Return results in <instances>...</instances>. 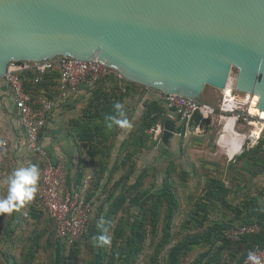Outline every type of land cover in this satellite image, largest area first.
I'll list each match as a JSON object with an SVG mask.
<instances>
[{"label":"water","instance_id":"1","mask_svg":"<svg viewBox=\"0 0 264 264\" xmlns=\"http://www.w3.org/2000/svg\"><path fill=\"white\" fill-rule=\"evenodd\" d=\"M58 56L193 100L236 69L235 89L264 111V0H0V78L12 61ZM211 123L199 111L188 121Z\"/></svg>","mask_w":264,"mask_h":264},{"label":"rangeland","instance_id":"2","mask_svg":"<svg viewBox=\"0 0 264 264\" xmlns=\"http://www.w3.org/2000/svg\"><path fill=\"white\" fill-rule=\"evenodd\" d=\"M233 72L236 74L237 70L234 69ZM111 75L120 77L115 71ZM107 85H110V81H107ZM206 88L201 101L218 106L221 100V90L210 92L211 86L207 85ZM238 93L241 96L244 95L243 92L238 91ZM90 94V89L85 88L84 92L60 101L69 104L73 114L72 119H77L83 115V109L87 106ZM132 94L125 100L130 101L128 103L133 109L130 117L132 121L128 123L129 126H120L115 135L100 145L104 149V154L100 158L98 157L97 161L89 157L88 146L84 143L76 144L80 150V157L76 159L68 157L67 149H65L66 153L63 152L64 154L61 156L67 177L75 178L81 170L94 174V214L91 225L99 218L104 219L103 215L107 212L110 203L107 201L109 190L120 179L126 167L122 165L124 168L112 171L114 164L118 160L120 163L124 159L126 160V153L134 148L136 141H140V146L137 147L133 161H135L137 173L144 171L143 189H147L155 183V187L160 188L166 178L178 199L179 206L174 214L171 230V246L181 245L191 233L202 232L208 225L218 221L224 223L235 220L236 227H238L247 218V215L257 210L252 201L264 211V171L258 172L260 167L264 166V161L257 158L251 159L248 154L244 156L245 152L258 145L246 149L233 158L230 157L222 151L217 143L222 130V124L218 120L212 121L209 128L204 127L200 130L194 128L181 130L184 123L177 121L176 126H179L180 129L176 130L174 134L171 132L172 128L166 132L165 125L158 135L152 129L143 131L141 117L145 109L144 103L149 101V94L146 93V88ZM0 101L11 100L7 97ZM1 109L0 107V198L6 195L5 179L15 169L35 165L37 160L26 146L25 135L14 134L12 137L9 133L7 128L9 122L16 128L20 125L15 113L8 110L11 117H7L10 120L5 119ZM6 109H8L7 106ZM179 130L182 131V135L176 134ZM75 143L77 142L75 141ZM233 152L231 151L230 155ZM99 162L104 165L105 170L100 171ZM110 176L113 179L109 183ZM107 182L109 183L108 190L104 191ZM96 184L97 186H95ZM120 189L121 186H118L116 191L119 192ZM36 199L37 192L32 201L25 202L11 214H4V219L0 221V264H8V254L20 263L21 253L31 248L35 239L43 232L45 236L40 240L41 248L36 255L34 264H52V249H46L44 244L54 227L46 214L42 213L38 219L32 216L34 211H40ZM205 205L209 214L207 221L203 217L204 211L201 208ZM101 207L104 209L101 210ZM238 208H241L242 212L238 213ZM164 214L163 210L160 213L161 223ZM107 235L111 237L112 232H108ZM161 237V228L157 236H147L144 250L138 258L137 264H149ZM11 239H13L12 245L7 243ZM97 242V238H94L93 241L89 239L82 243L79 253L80 264L88 263L93 259L98 249ZM221 243L222 241H219L217 246ZM170 245L162 249L159 258L160 264L167 263ZM206 249L208 247L202 245L193 246L188 255L181 258L180 264L191 263ZM235 250V247L232 246L228 251H225L221 264H235L236 259L231 257V252Z\"/></svg>","mask_w":264,"mask_h":264},{"label":"trees","instance_id":"3","mask_svg":"<svg viewBox=\"0 0 264 264\" xmlns=\"http://www.w3.org/2000/svg\"><path fill=\"white\" fill-rule=\"evenodd\" d=\"M37 77L38 73L34 69H26L21 72V78L23 79L26 91L34 97L46 96L57 102L59 100L60 69L55 67L48 70L41 75V79L38 81L36 80ZM121 79L125 80L122 77L110 74L105 79L96 82L93 87L84 85V88H89L91 91L87 106L83 109V115L77 119H72L69 124V131L77 144L84 143L87 145L88 155L95 161L104 154V149H102L100 145H103L109 137L115 135L116 130L121 126L113 124V126L109 128L107 126L109 121L105 119L108 115H116L113 107L116 102H120L123 105V111L125 112L124 117L118 118L121 120L126 119L128 123L132 121L130 117L132 116L133 109L128 103L130 101L125 100L129 95L133 94L128 86L125 87L123 84L119 83ZM107 81H110V85H107ZM129 82L138 84L131 81ZM141 87L145 86L141 85ZM144 107V113L141 117L143 131L149 129L151 131L157 124H161L162 127L165 125L167 129L172 128L175 132L180 129L179 126H176L177 120L168 118L167 110L160 98H151L144 103ZM182 125L181 130L186 128L185 124ZM181 130L179 131L181 132ZM138 146H140V141H136L134 143V148L126 153V160L124 159L121 163L118 160L114 164L112 171H116L124 165L126 167L120 179L116 182L114 187L112 186L109 190L107 201L110 203L107 212L103 215L104 219L99 218V220H95L92 225L89 226L84 237L72 243L66 239L56 238L55 229L53 228V231L47 238V242L44 244L46 249H52V264H80L79 253L82 243H85L89 239L93 241L94 238H97L98 249L93 259L83 264H137V260L144 250L147 236H157L161 228L162 237L156 245L154 254L149 262V264H160L159 258L162 253L161 251L164 247L170 245L172 239V224L179 203L170 182L167 181L166 178L160 185V188H156L155 183L147 189H143L144 171L137 173L135 161H133V156ZM247 154L251 159L257 158L264 161V149L261 144L253 149H249L244 153V156ZM99 164L100 171L105 170L104 165L100 162ZM35 165H37V160L35 161ZM263 171L264 166L260 167L258 172ZM86 173L89 172L81 170L78 175L76 174L75 179L81 181ZM92 175L93 180L87 193V200L91 201L93 204L94 174L92 173ZM68 179L72 180L74 178L68 177ZM112 179V176H110L108 182L110 183ZM108 182L105 184L104 191L108 190ZM38 185L39 181L37 189ZM95 186H97V184ZM118 186H121L119 192L116 191ZM36 201L40 207V211H34L32 216L38 219L42 216V213H44L48 216V219L53 225L51 217L48 215L45 208L38 202V196ZM252 203L254 207H257V210L247 215V218H245L238 227H236L237 223L235 220L224 223L218 221L208 225L202 232L191 233V235L184 239L181 245H170L171 248L168 251L167 263L164 264H180L181 258L187 256L193 246L199 245L208 247V249L201 252L197 258L189 264H221L224 252L228 251L232 246L236 249L231 252V257L236 259L235 264H243L249 251H252L257 246L264 249V211L259 209L254 201H252ZM205 207L206 205L201 206L204 211L203 217H205V221H207L209 214ZM103 209L104 208L101 207V210ZM163 210L165 214L161 223L160 213ZM237 212H242V209L238 208ZM3 219L4 215H0V221ZM253 224H257L261 227L259 233L243 234L238 240H231L225 234L226 230L230 228H239ZM108 232H112L111 237H108ZM44 236V232L40 233L35 239L33 246L21 253L22 259L20 263L16 261L13 256L8 254V264H34L36 255L41 248L40 240ZM101 237H105L107 243H103L100 239ZM219 241H222V243L217 246ZM7 243L12 245L13 239Z\"/></svg>","mask_w":264,"mask_h":264},{"label":"built area","instance_id":"4","mask_svg":"<svg viewBox=\"0 0 264 264\" xmlns=\"http://www.w3.org/2000/svg\"><path fill=\"white\" fill-rule=\"evenodd\" d=\"M55 67H58L61 72L60 100L76 95L81 86L93 87L96 82L105 79L115 70L98 59L82 60L69 56H58L55 59L42 61H12L3 77L12 91L15 107L20 114L26 146L37 157V166L40 171L37 189L38 202L51 217L56 238L66 239L72 243L81 240L91 225L93 204L87 200V193L91 187L93 175L90 172L86 173L81 181H77L75 178L68 179L62 157H53L40 137V132L46 125L57 102L46 96H32L26 91L21 78L22 71L34 69L38 73L36 79L38 81L41 79V75ZM118 75L120 76L119 73ZM235 79L236 74L232 73L228 82L229 87L221 90V100L218 106L179 94L156 91L163 101L168 118L184 123L186 129H201L199 125L194 127L188 125V121L195 111L205 114V117H211L212 121L218 120L222 124L217 141L218 146L233 158L256 145L261 144L264 149V119L259 114L258 103H254L250 93H244L242 96L238 93L235 89ZM252 105L257 107L256 113L251 111ZM231 119L233 124L230 131L234 136L227 130V124ZM152 130L155 133H160L162 125L157 124ZM176 134L182 135V131ZM234 139L241 142L230 155V151H232L230 144ZM260 231L261 227L253 224L230 228L225 234L232 240H238L243 234L259 233ZM251 252L264 261V249L257 246ZM243 264H251L248 256Z\"/></svg>","mask_w":264,"mask_h":264},{"label":"crops","instance_id":"5","mask_svg":"<svg viewBox=\"0 0 264 264\" xmlns=\"http://www.w3.org/2000/svg\"><path fill=\"white\" fill-rule=\"evenodd\" d=\"M119 83L123 84L125 87H129L130 91L132 93H136L138 91L143 90V88H146V93L149 94L148 98L149 100L151 98L159 99V94L155 89L152 88H147V87H141L139 84H132L128 80H119ZM209 86V85H208ZM210 89V92H216L217 88L212 87ZM207 88L205 87L203 94ZM125 90V88H124ZM85 91L84 86L80 87L79 92L76 94H80L81 92ZM202 94V95H203ZM75 95V96H76ZM11 101H0V107L2 108L1 111H3V117L5 119H9L11 115L9 114V111H12L15 113L16 118L18 119V122L20 123L19 127H13L12 123L9 122L7 125V128L9 129V133L11 136L14 134H20V135H25V132L22 127V123L20 120V114L17 111L15 107V102H14V97L12 94V91L10 88L7 86V84L4 81V78H0V99L4 100L7 98ZM220 97H221V91H220ZM206 102V101H205ZM211 105H214L210 102H208ZM6 106L8 109H6ZM216 106V105H214ZM9 116V118H7ZM73 117V114L70 111L69 104L66 103L65 101H57V105L50 114V117L42 129L41 132V140L42 142L47 146L48 150L52 154L53 157H58V156H63L64 153L68 155V157L76 159L79 156V148L76 146L77 143H75V139L73 135L69 131V120H71ZM10 120V119H9ZM193 129V128H189ZM195 129V128H194ZM169 129H166L168 131ZM162 131V130H161ZM172 134L175 133V130L171 131ZM155 134H160V133H155ZM12 136V137H13ZM26 140V137H25ZM65 149L66 152H65ZM64 152V153H63ZM73 177V176H72Z\"/></svg>","mask_w":264,"mask_h":264},{"label":"clouds","instance_id":"6","mask_svg":"<svg viewBox=\"0 0 264 264\" xmlns=\"http://www.w3.org/2000/svg\"><path fill=\"white\" fill-rule=\"evenodd\" d=\"M116 115L106 116L109 121L107 126L111 128L113 124L121 126H129L126 119L121 120L118 117H124L123 105L116 102L113 105ZM40 179V171L37 165H29L28 167H20L15 169L4 181L6 185V195L0 198V215L11 214L25 202L32 201L37 192V184ZM103 243H107L105 237L100 238ZM248 260L251 264H264V261L254 253L249 251Z\"/></svg>","mask_w":264,"mask_h":264},{"label":"bare ground","instance_id":"7","mask_svg":"<svg viewBox=\"0 0 264 264\" xmlns=\"http://www.w3.org/2000/svg\"><path fill=\"white\" fill-rule=\"evenodd\" d=\"M227 87H229V85L227 86ZM251 98H253V101H254V103H258V101H259V96L257 95V94H251ZM251 111H253V112H255L256 113V111H257V107H254L253 105L251 106ZM259 114L261 115V117L264 119V111H261V110H259ZM203 116H205V114H203ZM232 124H233V121H232V119L231 120H229V122H228V124H227V128H229V132L231 133V131H230V127L232 126ZM190 130V129H189ZM190 133V132H189ZM232 134V133H231ZM196 135V134H195ZM233 136H234V134H232ZM240 139V138H239ZM240 140H236V139H234L233 140V142L230 144L231 145V150L232 151H234V149H236V148H238V146L240 145ZM231 152V151H230Z\"/></svg>","mask_w":264,"mask_h":264}]
</instances>
